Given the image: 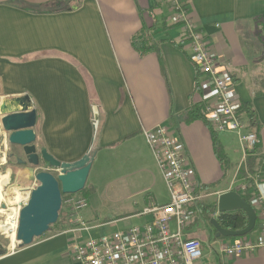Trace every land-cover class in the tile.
Returning a JSON list of instances; mask_svg holds the SVG:
<instances>
[{
	"label": "crops",
	"instance_id": "0c3cea01",
	"mask_svg": "<svg viewBox=\"0 0 264 264\" xmlns=\"http://www.w3.org/2000/svg\"><path fill=\"white\" fill-rule=\"evenodd\" d=\"M177 3L205 34L214 59L233 75L241 108L249 104L255 109L258 121L250 130L260 137L255 155L262 159L264 0H0V99L22 93L31 96L38 113L39 150L46 149L66 163L91 156L82 193L88 207L78 216L93 226L90 232H76L73 219L69 224L61 222L32 244L0 255V264H80L73 255L74 243L143 224L150 219L142 214L146 208L168 203L170 192L143 135L145 129L159 125L172 129L203 193H210L208 201L202 200L217 203L215 192L230 189L246 162L244 152L236 164L232 161V153L243 151L235 146V135L216 132L231 162L223 178L211 127L203 120H185L193 104L212 99L213 90L190 51L183 48L181 27L170 20ZM144 25L155 27L153 40L159 43V51L141 55L132 37ZM261 31L263 60L257 63L252 51L257 53L260 44L254 38L258 40ZM198 77L201 91L196 90ZM8 145L15 151L18 179L34 184L35 174L46 165H22L21 147L7 144L0 136V148ZM101 178L115 187L117 195H126L137 205L125 219L98 222L95 217L91 198ZM260 181L264 185V174ZM200 221L204 229L199 228ZM190 232L202 236L210 264H264V248L234 259L223 257L219 243L235 237L215 239L200 216ZM250 236L262 237L258 230Z\"/></svg>",
	"mask_w": 264,
	"mask_h": 264
},
{
	"label": "built area",
	"instance_id": "2783aa9c",
	"mask_svg": "<svg viewBox=\"0 0 264 264\" xmlns=\"http://www.w3.org/2000/svg\"><path fill=\"white\" fill-rule=\"evenodd\" d=\"M170 20L181 27L183 48L190 51L191 60L198 71L207 76L212 86V99L207 102L206 107V120L217 133L232 132L239 136L246 161L250 152H257L260 137L250 130V119L240 113L241 105L234 93L233 75L226 65L214 59L205 34L182 4L175 5ZM143 135L163 173L170 192V201L146 208L142 214L150 219L143 224L95 237L90 236L74 243L73 255L80 264H197L204 256L202 236L191 233L190 229L196 221L191 207L198 200H202L205 194L179 138L166 125L145 129ZM261 160L264 164V156ZM261 176L250 175L255 179L258 191L250 203L256 209V226L262 237L254 239L245 235L235 237L229 243H219V253L227 259L241 257L264 248V185L260 181ZM37 184L36 181L23 191L26 198L18 204L17 214L12 218L11 230L16 234L20 210ZM230 190H246L244 180L236 176L228 191ZM221 193L223 192H215L217 197ZM65 203L70 207L67 218L73 219L77 225L74 230L90 232L93 226L78 216L80 211L88 207L87 198H70ZM2 209L11 210L7 204L3 205ZM221 214L223 213H220L217 207L215 217Z\"/></svg>",
	"mask_w": 264,
	"mask_h": 264
},
{
	"label": "water",
	"instance_id": "95a60500",
	"mask_svg": "<svg viewBox=\"0 0 264 264\" xmlns=\"http://www.w3.org/2000/svg\"><path fill=\"white\" fill-rule=\"evenodd\" d=\"M37 119V110L28 93L0 99V136L5 138L7 144L21 147L18 160L22 165L33 168H39L41 164L46 165V169L35 174L38 184L20 210L16 234L18 247L32 244L58 222L63 196L84 190L92 167V158L89 154L76 162L66 163L56 159L46 149L39 150L35 132ZM217 207L220 213L244 211L248 223L241 230L226 229L218 218L214 217L211 224L216 230V237H241L255 229L257 212L239 192L230 190L221 193ZM6 252L5 248L0 247V255Z\"/></svg>",
	"mask_w": 264,
	"mask_h": 264
},
{
	"label": "trees",
	"instance_id": "16d2710c",
	"mask_svg": "<svg viewBox=\"0 0 264 264\" xmlns=\"http://www.w3.org/2000/svg\"><path fill=\"white\" fill-rule=\"evenodd\" d=\"M256 21L262 26V22L260 19H257ZM177 26H179V25H177ZM154 31H155L154 26L148 27V26L144 25L140 31H138L135 35H133L132 45L141 55H145L151 51H159V43H156L153 40ZM262 36L263 35H262V31H261L258 35V43L261 46L263 44ZM183 42L184 41L181 40L182 46H183ZM198 76H199V74H198ZM196 90L201 91V84L199 81V77L197 78V82H196ZM206 107H207V103L203 102V101L193 104L188 109V111L186 113V116H185L186 122H193L195 120H203L206 122V124H208L210 126V124L208 123V121L206 120V117H205ZM240 113L247 114L249 119H250L251 126H254V127L256 126L258 119H257L256 111L253 107H251L249 104H245L240 109ZM211 130H212V135H213L214 150H215V153H216L219 161L222 164L223 178H226L228 176L229 170L231 168V162H230V159H229L227 153L225 152V149H224L221 141L218 138V134L216 132H214L212 128H211ZM255 174L263 175L264 174V165L262 164V160L258 156H256L253 152H250L247 155L245 164L241 165V167L238 171V174H237V178L240 180L243 179L245 184H246V190L238 191V192L248 202L251 201L252 197H254L255 195L258 194L255 179L250 177V175H255ZM216 184H214L212 186H217ZM207 187L209 188L211 186H207ZM84 192H85V189L82 190L81 193H84ZM65 196L66 195L63 196V202L65 200ZM191 210L195 213L196 218L200 216L202 218V220L209 227L212 228L213 233H214V238L218 239V237H216V230L213 228V226L211 224V221L215 217V214L217 212V203L216 202L208 203V202H205L204 200H198L191 207ZM218 221L226 229L241 230L247 226L248 217L244 211L237 210L234 212H228V213H223V214L219 215ZM54 225H52V226H54ZM255 230H257V226L255 227V229L252 232H250L247 235L252 234ZM219 238H226V237L221 236Z\"/></svg>",
	"mask_w": 264,
	"mask_h": 264
},
{
	"label": "rangeland",
	"instance_id": "374dc122",
	"mask_svg": "<svg viewBox=\"0 0 264 264\" xmlns=\"http://www.w3.org/2000/svg\"><path fill=\"white\" fill-rule=\"evenodd\" d=\"M255 43H258V40L254 38ZM257 53L256 50L252 51V54H254V61L257 63H261L263 60L262 56V47L261 45H257ZM235 135L236 144L235 146L238 147V149L242 151V148H240L241 142L238 138L236 133H233ZM231 152V151H230ZM242 152H240L238 155L235 153L231 154L232 161L234 164H236L237 158L242 156ZM21 154V153H20ZM244 154V153H243ZM3 156L5 157V161H2ZM15 151L13 148H10L8 145L7 148L1 147L0 148V173L6 174L9 173V182L4 186L3 193L4 194H11L12 190L14 188H18L22 191H25L28 187L33 185V183H30L28 180H19L18 179V171L19 166L17 165V161L15 158ZM245 164V162H244ZM228 182V181H227ZM24 183V184H22ZM224 186V185H223ZM222 186V187H223ZM82 192V191H81ZM79 192L76 194H70L69 196H65V201L70 198H78L81 197L83 194ZM208 201L209 198L205 195L204 200ZM65 201L62 204V208L60 211V216L58 222L52 226L53 228L57 227L61 222H66L69 224L71 221L68 217L69 208ZM91 210L94 212L95 217L97 218L98 222H114L117 220L125 219L128 217L131 212H133L137 205L133 203L131 198L126 197V195H117L115 191V187L111 186L109 181L107 179L101 178L98 182V188H97V194L91 198ZM0 207L2 208L3 205L7 204L9 208H17L18 204H10L6 199H0ZM8 209V208H6ZM0 219H2V216L0 215ZM135 223H138L139 220L135 219ZM199 228L204 229V223L202 221L198 222ZM201 226V227H200ZM103 232V231H102ZM204 233L206 235L209 234V231L206 229L204 230ZM11 237L10 235H3L0 234V247L5 248L7 251H13L18 248V243H16L15 248L11 246ZM204 251V249H203ZM205 253V252H204ZM210 258L204 254L203 258L199 262V264H210Z\"/></svg>",
	"mask_w": 264,
	"mask_h": 264
},
{
	"label": "bare ground",
	"instance_id": "6f19581e",
	"mask_svg": "<svg viewBox=\"0 0 264 264\" xmlns=\"http://www.w3.org/2000/svg\"><path fill=\"white\" fill-rule=\"evenodd\" d=\"M2 161H5V157L3 156ZM9 173L1 174L0 173V199H6L10 204L20 203L22 200L26 198L25 193L18 188H14L11 194H4L3 188L9 182ZM1 205V204H0ZM17 214V208H11V210H4L0 207V215H2V219H0V234L10 235L11 237V246L15 247L18 241L16 240V233L13 232L12 226V218H14Z\"/></svg>",
	"mask_w": 264,
	"mask_h": 264
}]
</instances>
